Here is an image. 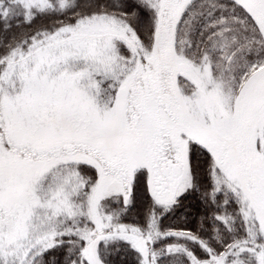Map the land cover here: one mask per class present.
<instances>
[{
  "label": "snow or ice",
  "instance_id": "obj_1",
  "mask_svg": "<svg viewBox=\"0 0 264 264\" xmlns=\"http://www.w3.org/2000/svg\"><path fill=\"white\" fill-rule=\"evenodd\" d=\"M0 264H264V0H0Z\"/></svg>",
  "mask_w": 264,
  "mask_h": 264
}]
</instances>
